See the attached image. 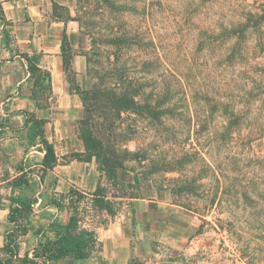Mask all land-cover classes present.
Listing matches in <instances>:
<instances>
[{"label": "rangeland", "instance_id": "1", "mask_svg": "<svg viewBox=\"0 0 264 264\" xmlns=\"http://www.w3.org/2000/svg\"><path fill=\"white\" fill-rule=\"evenodd\" d=\"M111 1L109 14L94 6L86 12L98 44L92 47L82 28L83 35L66 36L65 92L76 105L68 132L81 139L82 91L97 80L93 74L113 71L118 78L121 71L124 86L142 108L123 113L114 130L137 157H129L127 170L112 180L94 157L71 152L90 165L86 176L73 179L65 192L56 190L59 166L54 173L43 172L37 149L43 147L41 137L32 144L27 135L33 119L41 118L46 120L44 136L55 141V118L62 114L51 115L49 107L59 93L51 91L42 73L22 80V54L0 6V260L22 264L34 249L42 250L41 243L51 240L58 246L54 229L71 215L77 216L78 226L95 232L109 216L130 213L126 195L147 194L146 186L153 185L163 192L159 197L173 204L187 197L193 203L194 210L181 204L191 212L180 213L169 224L190 233L197 250L189 259L195 264H264V0H119L123 11H115L118 0ZM54 13L58 19L83 15L76 6L71 15L61 9ZM113 25L122 30L123 57L118 43L105 36ZM86 54L92 57L90 65ZM26 81L40 104L33 111L14 107ZM216 99L221 104L207 112ZM147 104L154 107L152 114ZM157 104L167 110L157 115ZM176 109L182 110L178 118L173 117ZM178 153H192L182 174L167 164ZM91 171L94 179L87 178ZM138 173L148 179L135 182ZM18 175L21 185L12 189L8 180ZM183 175L194 182L191 193L179 198L173 190L183 183ZM14 197L30 207L14 212L13 223L8 216L9 198ZM50 198L61 200V207L49 204ZM11 238L16 241L14 256L5 247ZM35 262L59 264L45 258Z\"/></svg>", "mask_w": 264, "mask_h": 264}, {"label": "crops", "instance_id": "2", "mask_svg": "<svg viewBox=\"0 0 264 264\" xmlns=\"http://www.w3.org/2000/svg\"><path fill=\"white\" fill-rule=\"evenodd\" d=\"M75 1L0 0V6L10 22V32L16 38L15 44L20 54L37 55L39 67L49 73L51 91L54 94L59 93L49 107L52 110L51 115L58 114L56 112L62 114V117L55 118L56 137L52 144L56 163L46 171L53 172V168L60 167L58 173H55L58 176L56 190L62 191L72 186L73 179H79V176L84 178L86 168L90 165L69 155L71 152L82 153L85 149L82 139L77 138L73 132H68V128L70 131L68 120H74L73 107L76 105H71V99L66 96L65 69L61 51L63 35L67 36V33L70 36L83 35V32L76 20L69 17L58 19L54 13L56 9H61L67 15H71ZM22 68L26 74L22 79L24 81L30 76L24 59ZM20 90V95L14 103L15 109L33 111L34 108H40L39 100L32 98V88L27 81L21 85ZM16 117L20 120L25 118L23 113H17ZM37 149L41 161L43 151ZM66 155H68L67 159H70L57 163ZM90 177L94 179V172L87 174V178ZM146 187L147 194L129 198L130 213L124 215L118 212L109 216L106 223L93 232V245L85 258L74 259L65 256L50 261H58L59 264H195L189 259V256L197 250L191 245L193 241L189 240L190 233L179 232L169 224V220L173 218L180 219V213L191 211L179 204L171 203L166 196L159 197L158 194L163 192L157 190V187L153 185Z\"/></svg>", "mask_w": 264, "mask_h": 264}, {"label": "trees", "instance_id": "3", "mask_svg": "<svg viewBox=\"0 0 264 264\" xmlns=\"http://www.w3.org/2000/svg\"><path fill=\"white\" fill-rule=\"evenodd\" d=\"M118 2L119 0L114 2L115 11L118 10ZM112 5L113 1L111 0H76L75 6L77 9H79V11L81 10V12H83V15L79 16L76 19L69 16V19L76 20L79 23L80 28H82L83 32L91 36L90 44L92 47L93 45L98 43L96 42L97 40L93 36L94 32L89 25V23H91L92 21L88 20V14H86V12L87 10H93L92 7L94 6L96 11H101L109 14L111 13ZM119 10H124L121 4L119 5ZM86 26L88 28H86ZM121 33L122 30H118V26L113 25L110 28V32L105 33V36L110 37L111 43H118L119 49L121 50L120 54H122L123 57V52L125 51V49L121 44L124 40V38L121 37ZM107 39L105 41H107ZM64 43H67L66 35H63L61 44L63 65L64 69H66L67 56L64 54L63 50ZM21 56L27 63V69L31 77L35 72H39L43 74L44 80H50L49 73L39 67V59L37 55H28L23 53ZM111 56H113V54L109 55L108 60L112 65L114 59H110ZM122 57L120 61H122ZM85 58L87 65H90L92 57L86 54ZM114 74L115 73L113 71L109 74H101L99 72H95V75L93 74V76H96L98 78L96 81L94 80L87 89L82 91L84 116L79 120V122L81 123L80 137L84 143L85 152L94 157L100 171L107 174L109 179L118 180L120 179L119 174L127 170V159L131 156L137 157V153L131 152L127 148L123 147V142H119V138L120 136H122V134L114 130V128H116V124L120 123V121L122 120L123 113L128 112L129 110L138 113V111L141 110L142 107L138 105L134 98V95L129 92L126 86H124L125 76L123 72L119 71V73L116 74L118 78L116 76L114 77ZM175 75L177 78H179L177 74ZM32 98L36 99L34 90H32ZM216 101L217 102L214 101L213 103H208L207 112L212 113L213 110L218 107L219 103L221 104L219 100L216 99ZM38 105L39 104L37 102V106ZM160 106L157 104V115L167 110V108L163 109L160 108ZM151 108L154 107L148 105L146 110L152 114L153 110H151ZM146 110L144 112H146ZM179 111L182 110L176 109V114L173 115L174 118H178V116L181 114ZM149 113H147V116L150 117V115H148ZM205 114L206 112L204 113V115ZM45 123V119L36 118L33 119L31 124L28 126L29 120H27V118L25 120V125L28 126L27 135L31 140V143L34 144L36 137H41V142L43 144V147L41 148V151H43L41 165L44 171L51 169L56 163L53 144L44 136L43 127ZM191 154L178 153L173 156L167 164L173 166L174 171L182 174L186 171V166H188V164L191 162ZM19 177H21V175L15 176L14 178L8 180L7 185L11 186L12 189L18 188L21 185V183H17ZM139 177L140 180L148 179V177L144 173H138L137 178L134 177V181H139ZM42 179L43 176H41L40 180ZM186 179L187 178L183 175V177L181 178V181H183V183H178L176 184L174 190L171 189L173 190V193H175L179 198L183 197L185 194L191 193V186L194 181L193 179ZM157 190H160V188L157 187ZM247 193L248 192H246V194ZM93 195H98L97 190L94 191ZM125 197L132 198L135 196L130 194L128 196L126 195ZM9 199L11 203L9 204L10 214L8 216V219L11 222H16V216H14L13 213H21L22 209H26L30 206L19 198L14 197L12 199ZM48 202L49 204H52L58 208H60L62 205L61 200H56L54 198H50ZM180 202L182 206H185L187 208L192 207V209L194 210L193 203L188 197L186 198L185 202ZM14 204H17V206H13ZM1 205L2 204H0V207ZM78 223L79 220L77 216L71 215L68 218L67 223L58 225L54 229V237L56 241L61 240V243L58 246H54V242H51V240H47L46 242L41 243V247H43L42 250L38 251L34 249L31 258L25 256L21 260L22 264H36L35 261L40 258H45L47 260H57L65 256H71L74 259L85 258L88 255L91 246L93 245V232L86 228L78 226ZM5 247L7 248L11 256H14L16 254V241L14 238H11L9 239V241L5 242ZM0 264H10V259L7 258L6 260H0Z\"/></svg>", "mask_w": 264, "mask_h": 264}]
</instances>
